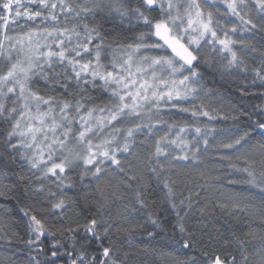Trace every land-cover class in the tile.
Instances as JSON below:
<instances>
[{
  "label": "snow or ice",
  "instance_id": "1",
  "mask_svg": "<svg viewBox=\"0 0 264 264\" xmlns=\"http://www.w3.org/2000/svg\"><path fill=\"white\" fill-rule=\"evenodd\" d=\"M97 16L127 22L135 35L108 43L102 26L89 22ZM258 24L264 31V0H0V121L7 125L0 167L25 168L18 179L48 207L47 215L31 206L22 210L27 264H127L112 240L134 220L153 240L164 224L172 229L178 247L154 249L153 264H255L247 241L235 236V251L188 255L204 243L188 226L200 193L194 205L191 190L178 192L170 172L199 169L211 154L229 185L259 190L264 214V108L257 106L259 118L243 130L217 128L214 122L229 117L206 103L216 93L202 83L205 72L224 76L246 67L233 37ZM260 60L253 79L264 81V54ZM167 114L188 119L165 121ZM257 131L260 140L253 143ZM145 141L152 143L138 176L122 158ZM110 172L122 177L125 195L119 188L104 191L101 181ZM85 183L96 193L94 202L69 217L79 200L66 193ZM118 199L123 203L114 209ZM240 210L237 202L233 214ZM257 254L264 264V244Z\"/></svg>",
  "mask_w": 264,
  "mask_h": 264
},
{
  "label": "trees",
  "instance_id": "2",
  "mask_svg": "<svg viewBox=\"0 0 264 264\" xmlns=\"http://www.w3.org/2000/svg\"><path fill=\"white\" fill-rule=\"evenodd\" d=\"M255 21L258 20L255 12L252 14ZM89 22H94L102 26L108 43L120 42L126 43L135 35L129 31L133 25L127 22L121 23L119 18L110 17L103 18L97 16L89 18ZM229 28L231 25L228 26ZM233 37L236 40V48L238 55L244 61L245 68L235 70L231 75L221 76L220 73L215 75L205 72L204 82L208 89L213 90L216 95L209 98L206 103H210L217 113L221 116L229 118L220 122H214V126L229 131L243 130L248 123L259 118V109L264 108V81L259 78L253 79V69L260 64L261 55L264 54V31H260L258 24L257 29L239 32ZM241 44L246 47H241ZM255 49L253 52L252 49ZM204 49L202 54H206ZM246 53V54H245ZM219 59V58H217ZM36 87L43 94L44 84L37 81ZM240 89H244L241 93ZM94 97H98V92H90ZM99 102V99H97ZM237 117L236 120L231 117ZM251 117L249 121L248 117ZM165 121H186L188 117L183 115L167 114ZM7 125L0 121V134L4 133ZM163 128L158 135H163ZM2 140V136H0ZM260 140L259 131L253 134V143ZM151 141H145L144 145L134 150V154L129 156L127 160L122 158L125 166H131L135 173L139 176L143 170L144 157L147 155L151 147ZM214 150V148H213ZM259 170V164H257ZM26 169L19 164L10 165L8 168L0 167V264H8L11 258L15 264H27L24 240L28 237L25 235L24 222L27 217L23 216L22 210H27L29 206L37 209L41 215H47V203L41 204L36 197L33 196L29 183L25 180L18 179L19 176L25 175ZM203 173L204 175H201ZM170 175L177 183L178 192L183 190L185 186L191 190L194 197V205L197 203L195 195L200 193L199 207L195 209L194 215L188 220V226L195 230L197 241L204 243H196L194 249L188 251L189 256L200 257L205 250L215 249L221 253L225 251H235L236 243L233 237L247 241V249L251 254V258L255 264H260V257L257 250L264 244V214L260 212L261 193L258 189L244 185H229L227 174L223 171L221 165L211 162V154L209 158L199 169L191 166L174 167ZM71 178H75L72 176ZM101 185L106 193L120 189L119 195H125L122 177L111 172L101 181ZM200 185H204L203 190ZM35 185H32L34 187ZM93 187L85 183L83 187H75L66 193V198L79 200V206L69 211L68 216L73 217L79 214L81 209L85 211L93 204L94 196ZM238 202L240 211L233 214L234 205ZM123 201L117 200V205ZM218 204H224V208L218 207ZM200 209H205L204 214H200ZM227 209V210H226ZM136 215V214H134ZM163 219V217H162ZM140 224H145L144 218L137 215ZM171 221V217H169ZM70 222V221H68ZM127 231H121L115 234L112 243L114 250H119L122 259H126L127 264H153L154 249L161 245L175 246L172 238V229L168 224H164V231L160 233L154 240L147 236V232L143 227L137 225L136 220L128 225ZM145 227L151 231V227L145 224ZM159 231V229H156ZM11 239L12 243L6 241ZM211 240V248L208 242ZM225 241H232L227 248L224 247ZM48 240H43L45 252L48 251ZM168 251L171 248L166 249ZM16 255L13 256L12 253ZM57 264H63V261H57Z\"/></svg>",
  "mask_w": 264,
  "mask_h": 264
},
{
  "label": "rangeland",
  "instance_id": "3",
  "mask_svg": "<svg viewBox=\"0 0 264 264\" xmlns=\"http://www.w3.org/2000/svg\"><path fill=\"white\" fill-rule=\"evenodd\" d=\"M229 26V25H228ZM238 37H241L240 33L238 32Z\"/></svg>",
  "mask_w": 264,
  "mask_h": 264
}]
</instances>
